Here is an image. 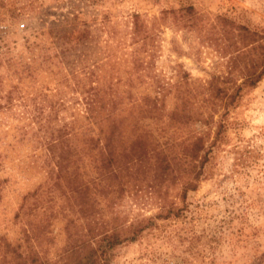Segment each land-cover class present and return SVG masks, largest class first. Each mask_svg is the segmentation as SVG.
Returning <instances> with one entry per match:
<instances>
[{
    "label": "rangeland",
    "instance_id": "1",
    "mask_svg": "<svg viewBox=\"0 0 264 264\" xmlns=\"http://www.w3.org/2000/svg\"><path fill=\"white\" fill-rule=\"evenodd\" d=\"M188 7L194 22L168 15ZM238 26L264 37V0H0V264L18 263L6 243L37 252L45 264H72L75 246L92 237L95 245L99 230L148 220L136 241L108 253V264H264V78L228 110L211 87L233 68ZM234 82H242L239 72ZM89 88L121 103L119 145L127 152L137 135L138 112L130 108L145 97H159L167 114L175 110L191 121L187 131L210 141L222 120L223 138L197 188L183 192L182 182L170 180L156 192L157 158L139 180H97L92 152L81 150ZM48 125L75 129L86 159L76 179L51 178ZM185 135L171 131L174 146L158 159L182 157ZM166 139L156 130L151 138Z\"/></svg>",
    "mask_w": 264,
    "mask_h": 264
},
{
    "label": "trees",
    "instance_id": "2",
    "mask_svg": "<svg viewBox=\"0 0 264 264\" xmlns=\"http://www.w3.org/2000/svg\"><path fill=\"white\" fill-rule=\"evenodd\" d=\"M168 15H173L174 19L178 17L185 19L187 22L196 20L192 7L183 8L178 12H170ZM223 21L226 26L232 28L229 34H233L235 27H232L231 21L226 18H223ZM134 27L135 32L140 34L143 25L138 16H135ZM236 31L240 36V48L234 55L233 68L226 79L214 77L211 81L214 99H218L221 102L220 107L225 110H228L231 104L235 102L241 90L255 87L264 78V37L251 32L249 28L244 26H238ZM232 44L237 46L238 43L232 41ZM237 72L242 76V82L236 86L234 77ZM93 73L92 71L88 74L93 75ZM85 93L87 95L84 98V105L88 123L85 128L80 127L82 131L80 135L84 139L81 150L86 149L88 152H92L93 156H90V162L100 170L97 180L122 177L138 179V176L135 175L141 169L142 173L144 169L147 170L146 166L151 158H157L156 165L152 166L155 173L153 178L155 183L154 186H151L154 189L159 188L156 192L161 194L160 188L170 180L173 183L182 182L184 184L183 192L197 188V183L203 174L202 169L209 160L210 153L216 150L223 138L222 134L226 127L222 120L217 124L214 139L210 141L209 137L205 138L204 134L195 135L187 131L191 121L179 119L175 110L167 114L165 103L159 100V97H154L152 100L145 97L141 102L133 103L130 108L131 113L138 112L136 114L138 119L132 127V135H137L127 152L125 148L120 149L121 146L119 145L121 137L124 136L122 135L124 119L121 116L123 113L121 103H116L113 96L110 97V100L105 101L107 95L112 94L111 91H103L102 93L100 88H89ZM206 122L207 125L210 124V120L207 119ZM50 127V125L44 127L45 133L48 134L49 132V137L45 136V145L48 150L47 165L53 164L52 170L48 172L51 174V178H55L57 182L71 180L73 175L76 179L80 176L78 170L81 165L85 164L86 159L79 153V145L73 142V138L77 135L75 129L65 125L59 130L53 128L50 131ZM42 129L41 126L40 130ZM155 130L159 131L161 138L167 137L163 143H160L159 140L152 142L151 138H153ZM56 131H58L57 135H55ZM171 131L173 134L186 133L183 142H181L185 146L182 157L172 156L173 158L169 159L167 156L158 159V155L160 156L174 146L173 142L171 143V138L168 137ZM207 142H209V146L206 147ZM237 160V162H241V159ZM71 168H76V170L70 173L69 169ZM121 183L122 181H120V193H123L125 187L124 183L122 185ZM81 191L83 192V190ZM76 192L80 193L78 190ZM82 211L87 213L84 207H82ZM171 213L172 211L169 210L167 215L170 216ZM151 222L152 220L138 221L128 226L120 223L108 230L100 231L97 229L99 231L96 236L99 239L95 241V245H93L95 239L93 240L92 237L89 240H82L79 245L75 246L73 250L78 256L72 264H102V262L108 264L106 258L111 250L122 243L136 241L140 234L151 226ZM92 231L91 229L90 232ZM5 248L16 255L17 264H45L37 252H22L20 250L21 245L15 248L11 243H6ZM28 248L30 249V245Z\"/></svg>",
    "mask_w": 264,
    "mask_h": 264
}]
</instances>
